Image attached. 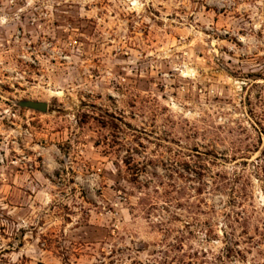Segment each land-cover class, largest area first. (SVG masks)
Listing matches in <instances>:
<instances>
[{
    "label": "rangeland",
    "instance_id": "rangeland-1",
    "mask_svg": "<svg viewBox=\"0 0 264 264\" xmlns=\"http://www.w3.org/2000/svg\"><path fill=\"white\" fill-rule=\"evenodd\" d=\"M0 264H264V0H0Z\"/></svg>",
    "mask_w": 264,
    "mask_h": 264
},
{
    "label": "water",
    "instance_id": "water-1",
    "mask_svg": "<svg viewBox=\"0 0 264 264\" xmlns=\"http://www.w3.org/2000/svg\"><path fill=\"white\" fill-rule=\"evenodd\" d=\"M17 106L20 108L33 110L40 113H46L48 110L47 103L38 101H20L17 103Z\"/></svg>",
    "mask_w": 264,
    "mask_h": 264
}]
</instances>
